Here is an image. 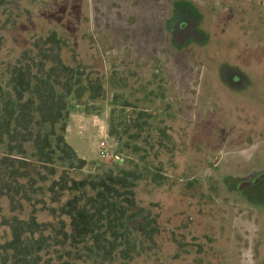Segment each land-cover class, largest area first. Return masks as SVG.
Wrapping results in <instances>:
<instances>
[{
    "label": "rangeland",
    "instance_id": "1",
    "mask_svg": "<svg viewBox=\"0 0 264 264\" xmlns=\"http://www.w3.org/2000/svg\"><path fill=\"white\" fill-rule=\"evenodd\" d=\"M193 20L200 33L188 25L181 36L199 40L176 41L170 30L181 33L179 24ZM52 30L69 38L68 63L106 89L96 102L88 94L71 99L79 123L70 120L67 141L96 163L76 178L119 167L101 158L105 143L139 162L147 171L137 202L157 217L159 234L139 236L132 261L52 246L40 264H264V0H5V89L8 68ZM131 134L140 136L136 143ZM135 146L140 153L132 154ZM248 176L252 185L241 190ZM1 205L0 246L12 237L7 222L28 220L32 210L13 212L7 199ZM37 216L56 224L47 211Z\"/></svg>",
    "mask_w": 264,
    "mask_h": 264
},
{
    "label": "trees",
    "instance_id": "2",
    "mask_svg": "<svg viewBox=\"0 0 264 264\" xmlns=\"http://www.w3.org/2000/svg\"><path fill=\"white\" fill-rule=\"evenodd\" d=\"M4 3L0 0V8ZM70 50L67 35L52 30L8 68V89L0 84V149L5 150L0 158V212L3 199L13 212L32 208L28 220L16 217L7 222L12 237L0 246V264H40L52 246L84 247L102 262L117 257L127 262L135 257L139 236L153 239L159 234L157 217L137 202L136 189L147 171L139 162L126 160L116 164L119 167L97 168L82 179L75 176L96 163L80 157L67 141L71 99L82 100L88 94L96 102L106 89L101 78L68 63ZM144 115L140 114L152 118ZM109 137L115 138V131ZM139 138L131 134L129 140L136 143ZM140 151L135 146L132 154ZM42 211L56 224L39 222ZM51 232L54 235L46 234Z\"/></svg>",
    "mask_w": 264,
    "mask_h": 264
},
{
    "label": "flooded vegetation",
    "instance_id": "3",
    "mask_svg": "<svg viewBox=\"0 0 264 264\" xmlns=\"http://www.w3.org/2000/svg\"><path fill=\"white\" fill-rule=\"evenodd\" d=\"M185 3L188 4L187 2H185ZM194 19H197V17H194ZM169 21L172 23L173 20H169ZM198 24H199V21L198 20L197 21L193 20L192 22H189V24L188 23L187 24H185V23L179 24L180 25V28L182 30L181 33H178L177 31H173L172 29L170 31H171V34H172V36L174 37V39L176 41H180V39H183L185 41H197V40H199L198 38L197 39H194V38H191L190 39V37H188V38L185 39V38H182L181 35H184L185 34V32L187 31V28H189L188 25L194 29V31L196 32V34L197 33H200V31L198 30ZM234 72H235V76H236L234 79H236V81L239 84L243 85L244 84V80H245L244 79V75L242 73H240L239 70H234ZM252 177L253 176H248V178H245L244 180H242V183L241 184L242 185H245L246 187H243L242 188L240 186L241 187V190L244 189V191H246L247 189H249V187L252 185L250 183L251 180H252Z\"/></svg>",
    "mask_w": 264,
    "mask_h": 264
},
{
    "label": "built area",
    "instance_id": "4",
    "mask_svg": "<svg viewBox=\"0 0 264 264\" xmlns=\"http://www.w3.org/2000/svg\"><path fill=\"white\" fill-rule=\"evenodd\" d=\"M100 156L106 162H111L119 165H123L126 162L123 154L109 149L106 143L101 146Z\"/></svg>",
    "mask_w": 264,
    "mask_h": 264
},
{
    "label": "crops",
    "instance_id": "5",
    "mask_svg": "<svg viewBox=\"0 0 264 264\" xmlns=\"http://www.w3.org/2000/svg\"><path fill=\"white\" fill-rule=\"evenodd\" d=\"M78 108H83L82 107V105H78L77 106ZM78 116H77V113H73V114H71V119L70 120H72V121H75L76 123H79V119L77 118ZM79 154V153H78ZM80 156V155H79Z\"/></svg>",
    "mask_w": 264,
    "mask_h": 264
}]
</instances>
